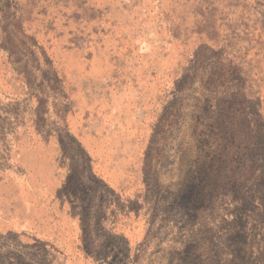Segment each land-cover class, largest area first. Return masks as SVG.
I'll list each match as a JSON object with an SVG mask.
<instances>
[{
  "label": "rangeland",
  "instance_id": "rangeland-1",
  "mask_svg": "<svg viewBox=\"0 0 264 264\" xmlns=\"http://www.w3.org/2000/svg\"><path fill=\"white\" fill-rule=\"evenodd\" d=\"M0 264H264V0H0Z\"/></svg>",
  "mask_w": 264,
  "mask_h": 264
}]
</instances>
